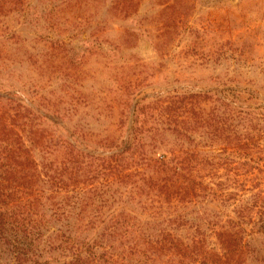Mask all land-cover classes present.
Segmentation results:
<instances>
[{
    "label": "rangeland",
    "instance_id": "374dc122",
    "mask_svg": "<svg viewBox=\"0 0 264 264\" xmlns=\"http://www.w3.org/2000/svg\"><path fill=\"white\" fill-rule=\"evenodd\" d=\"M25 1L47 28L0 14V93L23 95L1 99L4 123L41 130L26 142L36 173L25 187L41 255L57 263L48 244L66 225L97 251L142 248L141 264H169L146 242L213 253L218 233L249 228L264 206V0ZM150 156L184 160L170 190L156 188ZM258 234L241 230L229 247L264 264Z\"/></svg>",
    "mask_w": 264,
    "mask_h": 264
},
{
    "label": "trees",
    "instance_id": "16d2710c",
    "mask_svg": "<svg viewBox=\"0 0 264 264\" xmlns=\"http://www.w3.org/2000/svg\"><path fill=\"white\" fill-rule=\"evenodd\" d=\"M9 12L17 16V22L21 26L32 29V31L35 30L36 34H39L41 28H47L45 17L35 5H30L28 1L0 0V14L6 15ZM40 19L43 21L42 24L39 23ZM22 96L16 89L0 93V264H53L50 261L49 253L45 256L41 255L43 251L47 250L39 244L42 234L38 218L41 214L35 210L37 192L25 189L36 173V163L29 155L26 142L27 140L33 142L31 137L34 138V135L40 134L41 130L32 131L26 127H16L11 117L9 120H5V123L3 122L8 111L3 109L4 105L1 104V99H4L5 103H12V101L22 99ZM16 112L17 110L13 113ZM62 147H66V144ZM147 164L160 172L155 186L161 192L160 190H170L169 186L173 185L176 181L175 178L180 175V169L184 167V160L180 158L168 162L150 156ZM62 204L61 202L52 203V214L57 220L61 218L58 217L62 214L61 209H64L62 208L64 204ZM262 207L263 211L256 209L248 217L249 228L237 227L232 232H228L224 238L218 233L221 239L216 248H219L213 253L205 249L204 243L200 241L162 240L146 242L144 245L153 252L154 257L156 256L155 259L159 258L161 254H167L169 264H248L249 262V264H255V261H252L253 254L249 250H243V246L240 245L235 247H229V245L232 240L238 237L241 230L249 231L253 235L259 233L258 235L264 238V228L261 229L253 217L257 211H259L258 220L262 217L264 206ZM59 210L60 214L57 213ZM262 220L264 221V218ZM66 226L63 229L56 228L57 244H48V249L52 247V250L57 252V255L52 253V260L56 261V264L142 263L131 256L137 250L142 251V248L137 249L134 245L126 246L124 243L117 246L106 244L99 245L102 250L97 251L94 248V245L96 246L94 241H91L92 243L81 241L79 237L71 233L72 229L69 230L68 225ZM244 253H248L245 258L242 257Z\"/></svg>",
    "mask_w": 264,
    "mask_h": 264
}]
</instances>
